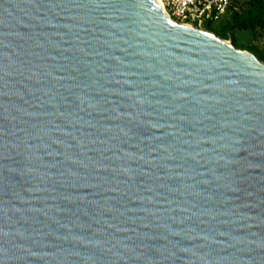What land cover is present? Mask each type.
<instances>
[{
    "label": "water",
    "instance_id": "water-1",
    "mask_svg": "<svg viewBox=\"0 0 264 264\" xmlns=\"http://www.w3.org/2000/svg\"><path fill=\"white\" fill-rule=\"evenodd\" d=\"M0 264H264V62L161 0H0Z\"/></svg>",
    "mask_w": 264,
    "mask_h": 264
},
{
    "label": "rangeland",
    "instance_id": "rangeland-1",
    "mask_svg": "<svg viewBox=\"0 0 264 264\" xmlns=\"http://www.w3.org/2000/svg\"><path fill=\"white\" fill-rule=\"evenodd\" d=\"M254 2L255 0H237L230 11L211 21V28H207L206 25L203 28L231 41L236 47L255 54L264 62V0L258 4ZM235 9L241 12L240 22L250 20L255 23V26L248 30L229 28L225 31V26L232 23V14Z\"/></svg>",
    "mask_w": 264,
    "mask_h": 264
},
{
    "label": "built area",
    "instance_id": "built-area-1",
    "mask_svg": "<svg viewBox=\"0 0 264 264\" xmlns=\"http://www.w3.org/2000/svg\"><path fill=\"white\" fill-rule=\"evenodd\" d=\"M232 0H163L173 19L203 28L230 10Z\"/></svg>",
    "mask_w": 264,
    "mask_h": 264
},
{
    "label": "trees",
    "instance_id": "trees-1",
    "mask_svg": "<svg viewBox=\"0 0 264 264\" xmlns=\"http://www.w3.org/2000/svg\"><path fill=\"white\" fill-rule=\"evenodd\" d=\"M236 1L237 0H232L231 6H230V10H231V8L234 7V2L236 3ZM260 2H262V0H255L254 4H258ZM240 14H241L240 11H238L237 9L234 10V13L232 14V23H228L225 26V31H227L229 28L238 29V30H248L249 28H253L255 26V23L250 21V20L249 21L246 20V21L240 22L239 21ZM211 23L212 22L206 23V27L207 28H211Z\"/></svg>",
    "mask_w": 264,
    "mask_h": 264
},
{
    "label": "bare ground",
    "instance_id": "bare-ground-1",
    "mask_svg": "<svg viewBox=\"0 0 264 264\" xmlns=\"http://www.w3.org/2000/svg\"><path fill=\"white\" fill-rule=\"evenodd\" d=\"M162 2H163V0H161ZM168 12V11H167ZM168 14H169V12H168ZM169 16L170 17H172L170 14H169ZM173 18V17H172ZM177 21V20H176ZM185 24H187V25H190V26H194L195 27V25H193V24H191V23H185Z\"/></svg>",
    "mask_w": 264,
    "mask_h": 264
}]
</instances>
